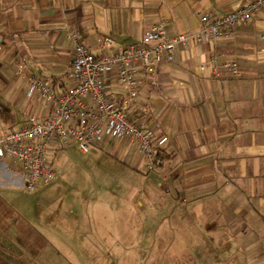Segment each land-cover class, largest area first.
I'll return each mask as SVG.
<instances>
[{
  "label": "crops",
  "instance_id": "crops-1",
  "mask_svg": "<svg viewBox=\"0 0 264 264\" xmlns=\"http://www.w3.org/2000/svg\"><path fill=\"white\" fill-rule=\"evenodd\" d=\"M246 1L0 0V95L21 107L17 114L6 113V125L15 127L18 115L46 114V106L27 95L26 75L60 83L74 57L71 34L80 35L94 54L113 53L141 40L155 21H166L170 39L192 35L203 14L229 12ZM262 29L264 12L231 28L217 43L195 37L187 46L178 44L173 58L160 65L156 84L139 88L128 110L155 131L156 139L166 138L160 169L145 172L142 157L127 141L104 145L126 160L128 170L164 191L157 206L172 207L173 227L228 234L225 258L234 257L235 264H264V53L257 39ZM214 53L235 60L239 74L203 70ZM106 81L111 96L125 103L130 91L113 77ZM20 165L0 162V187L23 182ZM49 187L44 182L40 190ZM184 214L188 225L180 220ZM52 215L34 214L27 229L65 228L67 216ZM7 229L0 227L3 256V237L20 232L13 224Z\"/></svg>",
  "mask_w": 264,
  "mask_h": 264
},
{
  "label": "rangeland",
  "instance_id": "rangeland-1",
  "mask_svg": "<svg viewBox=\"0 0 264 264\" xmlns=\"http://www.w3.org/2000/svg\"><path fill=\"white\" fill-rule=\"evenodd\" d=\"M7 103L0 95V133L8 128L6 113L17 114L21 109ZM32 116L18 115L12 123L20 126ZM50 156V165L59 174L57 180L47 182L50 190H40L44 181L34 192L27 191L20 180L0 187V227L13 224L20 231L12 238L3 237V251L11 263H236L234 257L225 258L228 234H221V229L173 227L172 207L157 206L164 191L128 170L126 160L108 146L88 152L75 146L52 148ZM10 167L15 168L13 163ZM58 212L69 219L65 228L27 229L34 214L44 218ZM73 212L77 219L71 218ZM180 220L190 223L186 214ZM7 230L10 234L13 229Z\"/></svg>",
  "mask_w": 264,
  "mask_h": 264
},
{
  "label": "built area",
  "instance_id": "built-area-1",
  "mask_svg": "<svg viewBox=\"0 0 264 264\" xmlns=\"http://www.w3.org/2000/svg\"><path fill=\"white\" fill-rule=\"evenodd\" d=\"M264 12V0H247L235 10L219 15L203 14L196 34H179L170 39L166 21H155L141 40L130 43L113 53L94 54L77 33L71 34L74 57L70 72L58 84L47 77L27 74V95L37 97L47 108L45 115L28 120L0 133V162L21 163L17 171L24 187L34 192L41 181L59 177L50 165L52 148L75 146L88 152L92 147L124 140L137 149L143 159L145 172L156 171L163 165L166 138H155V131L144 120L134 119L129 102L140 87L154 86L158 70L164 61L173 58L178 44L189 45L195 37L211 43L219 42L227 32ZM260 51L264 53V29L257 35ZM216 73L221 69L238 75V63L214 53L203 65ZM23 69L19 67L18 74ZM113 77L130 91L125 103L116 101L107 85Z\"/></svg>",
  "mask_w": 264,
  "mask_h": 264
},
{
  "label": "trees",
  "instance_id": "trees-1",
  "mask_svg": "<svg viewBox=\"0 0 264 264\" xmlns=\"http://www.w3.org/2000/svg\"><path fill=\"white\" fill-rule=\"evenodd\" d=\"M0 264H13L7 258H5L2 254H0Z\"/></svg>",
  "mask_w": 264,
  "mask_h": 264
}]
</instances>
